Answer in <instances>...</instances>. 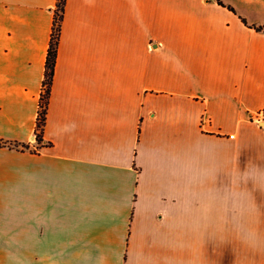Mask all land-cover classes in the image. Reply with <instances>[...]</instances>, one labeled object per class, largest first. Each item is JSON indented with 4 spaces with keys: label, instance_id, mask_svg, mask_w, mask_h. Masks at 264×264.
Wrapping results in <instances>:
<instances>
[{
    "label": "crops",
    "instance_id": "crops-1",
    "mask_svg": "<svg viewBox=\"0 0 264 264\" xmlns=\"http://www.w3.org/2000/svg\"><path fill=\"white\" fill-rule=\"evenodd\" d=\"M220 1L65 0L33 140L57 0H0V264H264V0Z\"/></svg>",
    "mask_w": 264,
    "mask_h": 264
},
{
    "label": "trees",
    "instance_id": "trees-1",
    "mask_svg": "<svg viewBox=\"0 0 264 264\" xmlns=\"http://www.w3.org/2000/svg\"><path fill=\"white\" fill-rule=\"evenodd\" d=\"M219 4H223L220 0H217ZM65 2V0H62V4ZM57 6H59V3L57 2ZM229 9L233 10L231 6H228ZM62 9V7H61ZM61 17V16H60ZM245 22V20L243 19ZM256 29L260 30L263 29L264 27L262 26H255ZM59 30V28H58ZM57 44H58V35L53 37L51 35L49 47L47 49V54H46V59H45V75L43 79V92L40 97V102H39V116L40 119L38 121L37 127L40 129L42 128L43 122H44V117H45V107L47 104V99L49 96V89H50V84L53 78L54 74V67H55V61H56V56H57Z\"/></svg>",
    "mask_w": 264,
    "mask_h": 264
},
{
    "label": "built area",
    "instance_id": "built-area-1",
    "mask_svg": "<svg viewBox=\"0 0 264 264\" xmlns=\"http://www.w3.org/2000/svg\"><path fill=\"white\" fill-rule=\"evenodd\" d=\"M59 3V6L56 7V14H55V20L53 24V30H52V36L55 37L58 35V28L60 23V15H61V7H62V0H57ZM40 119V116H39ZM247 119L255 124L258 127L264 128V106L257 110H250L247 112ZM208 121V117L203 116L202 123ZM40 134V129L37 127L35 132L32 135V139L36 140L38 139Z\"/></svg>",
    "mask_w": 264,
    "mask_h": 264
}]
</instances>
